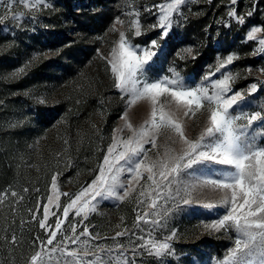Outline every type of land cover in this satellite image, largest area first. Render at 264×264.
Masks as SVG:
<instances>
[{
  "label": "rangeland",
  "instance_id": "1",
  "mask_svg": "<svg viewBox=\"0 0 264 264\" xmlns=\"http://www.w3.org/2000/svg\"><path fill=\"white\" fill-rule=\"evenodd\" d=\"M67 1L47 0L51 7L40 6L37 11L26 8L20 0H14L11 12L23 15L18 21L9 17L0 22V194H3L0 197V264H26L35 250L32 247L33 238L46 237L39 228L38 220L43 218L42 205L48 203V196L52 194L53 175L60 174L57 176L59 193L79 192L94 178L93 173L103 159V152L112 143L114 130L122 128L123 131L116 135L123 139L132 134L124 127L125 122L121 119L125 112L134 129H139L144 120L148 119L150 106L146 102L125 108L106 72L105 61L97 55V50L108 55L112 41L118 38V33L108 31L115 18L120 16L123 20L128 19L123 13L131 9L126 7L125 0H108L104 4L111 8V20L102 31L90 36L94 38L95 49L84 62L71 65L67 72H61L50 65L58 56L66 58L65 50L76 48L81 42L74 35L72 12L100 9V6L96 9L94 3H88L87 0L83 3L79 0ZM163 2L135 0V7L141 12V23L145 29L156 21L154 16L144 13V8ZM5 4L6 0H0V16L6 15ZM232 7L236 8L237 15L246 16L249 11L253 15L246 16L245 24L239 25L227 16ZM182 11L188 19L182 21L180 27L174 28L169 40L168 55L162 65H158L160 74L167 72L169 64L181 49L191 47L192 55L198 56L211 45L216 50L214 56L201 64L195 65L196 60L191 57L178 61L183 75L194 74L195 81L199 82L209 66L216 64L217 56L226 57L237 52L241 58L230 66L233 74L239 73L235 90L247 89L249 84L264 80V73L259 71L264 68V56L251 55L258 43H241L252 27L264 28V0H237L236 5H231L230 0H193ZM126 26L118 27L125 30ZM56 34L63 36L59 39ZM158 34V30L150 32L147 39H155ZM257 35L264 38V32ZM134 42L143 43L145 38H135ZM57 50H60L58 54ZM36 52L42 55L32 63L27 74L12 79L10 74L31 60ZM45 64H48L49 72L42 77L37 76ZM191 67L195 68L194 71H190ZM249 67L252 69L251 75L247 71ZM26 92L28 95H25ZM41 98L45 103H39ZM249 99L252 101L250 110H257L255 105L264 102V90H259ZM38 110L46 112L44 120H38ZM202 121L203 118L198 116L195 121L188 122L187 135L191 139L198 137ZM15 133L19 136L16 143L11 148H5ZM173 136L170 131L162 129L157 137V149H152L150 144L145 145L150 149L149 162L158 156L162 157L166 149H171V154L179 153L182 146L178 141L173 143L170 139ZM3 165L5 168L1 169ZM198 175L201 173L195 171L182 179L191 183ZM122 179L126 183L127 174ZM145 183L146 174L141 185ZM139 191L140 186H137L136 191L124 201L104 199L97 204L96 211L84 222L93 236L102 238L95 243L112 245L114 242L110 238L125 228L136 231L137 236L146 237L147 226L142 225L145 229L143 233L133 229ZM12 192H16L17 196L13 197ZM192 195L193 199L208 202L218 199L221 194L197 188ZM59 202L61 206H51L50 212L61 214L63 205L69 201L61 195ZM38 203L40 207H37ZM165 207L172 208V202ZM163 211L161 209L162 214ZM33 214L37 215L36 220L32 219ZM214 218L215 215L209 216L199 207L172 211L164 221L165 227L154 233L157 239H163L172 230L176 231V238L172 241L175 255L165 257V261L169 264H213V258H223L232 247L230 236L234 238V234L220 232L209 235L199 226L202 220ZM79 219L82 218L70 214L66 227L77 223ZM48 222L54 226L55 216L50 215ZM79 230H83V225ZM13 235L17 237L15 243L11 241ZM119 242L129 249L128 255L131 256L133 245L129 244V239L121 237ZM135 259L136 264H156V259L146 254Z\"/></svg>",
  "mask_w": 264,
  "mask_h": 264
},
{
  "label": "snow or ice",
  "instance_id": "2",
  "mask_svg": "<svg viewBox=\"0 0 264 264\" xmlns=\"http://www.w3.org/2000/svg\"><path fill=\"white\" fill-rule=\"evenodd\" d=\"M20 2L37 11L40 6L51 7L47 0ZM192 2L164 0L153 7H145L144 13L154 16L156 21L145 29L135 0H125L126 7L131 9L123 13L128 19L115 18L108 31L118 33V38L112 41L108 55L100 50L97 55L105 61L106 72L125 108L146 102L150 106L148 119L139 129H134L125 112L121 119L132 134L123 139L116 135L123 129L114 130L112 143L103 152V159L93 173L94 178L79 192L59 193L57 176L60 174L52 176V194L48 196V203L42 205L43 218L38 220L46 237L33 238L35 250L26 264H136L135 258L145 254L154 257L156 264H169L164 258L175 255L172 241L176 238V231L172 230L163 239H157L154 233L165 227V219L175 209L197 207L216 217L200 222L199 226L206 233L234 234V238L230 236L232 247L223 258H213V264H264V102L255 105L257 110L253 111L249 99L264 90V80L249 84L247 89L235 90L239 73L233 74L230 66L241 57L232 52L226 57L217 56L216 64L210 65L206 74L196 82L194 74L183 75L179 70L178 61L189 57L197 59L192 55L191 47L176 53L165 74L158 71V65H162L168 55L174 28L188 19L182 8ZM13 3L14 0H6V15L0 16V22L9 17L18 21L23 15L11 12ZM230 4L236 5L237 0H230ZM252 15V11L246 14L247 17ZM227 16L239 25L245 24L246 16L237 15L235 7ZM124 25H127L125 30H120L118 26ZM157 30L159 34L155 39H147L148 33ZM262 32L264 28L254 26L241 41L243 44L258 43L252 56H264V38L257 35ZM140 37H144L145 42L135 43L134 39ZM41 55L33 53L31 60L15 69L10 77L19 79L26 75ZM247 71L251 75L250 67ZM259 71L264 73V68ZM39 103L43 104L45 100L41 98ZM198 116L203 118V126L198 137L191 139L187 135L188 122L195 121ZM162 129L173 133L170 139L173 143L178 141L182 147L178 154H171L172 150L166 149L162 157L149 162L150 149L145 145L157 149V137ZM195 171L201 175L195 176L193 182L182 179ZM125 174L128 176L126 183L122 179ZM145 174L147 183L141 185ZM137 186L140 191L136 197L137 214L133 229L143 233L142 225L147 226L146 237L137 236L136 231L125 228L110 238L114 242L112 245L95 243L102 238L91 234L84 223L87 217L96 211L101 200L124 201ZM197 188L210 189L221 195L214 201L196 200L192 194ZM11 195L16 197L17 193ZM61 195L69 201L63 205L62 213L50 212L51 206H61ZM169 202H172V208L165 207ZM37 207H40L39 203ZM161 209H164L163 214ZM70 214L82 219L66 227ZM50 215L55 216L54 226L48 222ZM37 218L33 214L32 219ZM81 225L82 231L79 230ZM121 237H127L129 244L133 245L131 256L128 255L129 249L119 242ZM134 240L140 242L133 243ZM11 241L15 243L17 237L13 235Z\"/></svg>",
  "mask_w": 264,
  "mask_h": 264
},
{
  "label": "trees",
  "instance_id": "3",
  "mask_svg": "<svg viewBox=\"0 0 264 264\" xmlns=\"http://www.w3.org/2000/svg\"><path fill=\"white\" fill-rule=\"evenodd\" d=\"M80 3H83L84 0H79ZM88 3H94L95 8L97 9L98 6H100V9L92 10L90 12L80 11V12H72V27L74 30V35L78 36L80 43H78L76 48H69L65 50L66 58L62 56H58L55 58V60L50 64L54 69H58L61 72H67L71 65H80L82 62L85 61L86 57L91 55L92 52H94L95 49V42L94 38L90 37L92 34H96L103 30L104 25H106L112 17V11L110 7H107L104 4H107L106 2L108 0H87ZM67 3H70V0L67 1ZM103 4V7L101 5ZM81 5V4H80ZM84 6V4H83ZM81 13V14H80ZM58 34V33H57ZM56 34V38H61L63 35ZM73 35V37H75ZM82 36V38H81ZM77 38V37H76ZM74 40V38H72ZM93 40V41H91ZM216 50L213 46L209 45V47L203 52L199 53L196 59V64H201L204 61H207L209 58L213 57ZM48 65V64H47ZM47 65H42L40 68L41 71L37 72V76L42 77L45 75L48 70ZM197 67V66H196ZM195 68H190V71H194ZM188 71V72H190ZM38 120H44V117L46 116V112L44 110H38L37 111ZM43 118V119H42ZM2 131H0V134ZM14 138H9L8 144L5 145L7 147H13L15 140L18 139V133L13 134ZM17 137V138H16ZM13 144V145H12ZM11 145V146H10ZM1 155V152H0ZM5 165L1 166V169H4ZM1 180V179H0ZM13 255H15V252H13Z\"/></svg>",
  "mask_w": 264,
  "mask_h": 264
}]
</instances>
